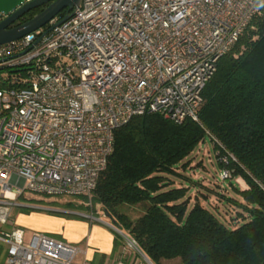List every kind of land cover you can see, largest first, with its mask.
<instances>
[{"label": "built area", "instance_id": "built-area-1", "mask_svg": "<svg viewBox=\"0 0 264 264\" xmlns=\"http://www.w3.org/2000/svg\"><path fill=\"white\" fill-rule=\"evenodd\" d=\"M262 6L264 0H80L61 23L55 17L0 44V225L25 191L89 197L114 132L132 117L198 120L219 59ZM0 241L7 264H88L76 260L80 247L41 232L0 229Z\"/></svg>", "mask_w": 264, "mask_h": 264}, {"label": "trees", "instance_id": "trees-1", "mask_svg": "<svg viewBox=\"0 0 264 264\" xmlns=\"http://www.w3.org/2000/svg\"><path fill=\"white\" fill-rule=\"evenodd\" d=\"M202 97L198 120L175 123L152 112L118 128L95 189L81 197L133 238L152 264L172 259L179 260L176 264H264V6L219 59ZM205 137L213 145L219 180L197 173L208 171L203 164L193 170L199 178L191 171L190 159ZM225 170L229 176L222 178ZM237 177L245 186L233 181ZM225 180L233 194L216 192L217 205L211 206L201 184L227 189ZM227 204L235 213L227 212ZM133 206L143 209L135 218L126 211Z\"/></svg>", "mask_w": 264, "mask_h": 264}, {"label": "rangeland", "instance_id": "rangeland-1", "mask_svg": "<svg viewBox=\"0 0 264 264\" xmlns=\"http://www.w3.org/2000/svg\"><path fill=\"white\" fill-rule=\"evenodd\" d=\"M196 152V150H195ZM193 153L191 156H194ZM202 160L201 165L195 164V161ZM192 164L191 171L204 168L208 171L198 170L197 173H200L201 176L206 177L209 181L219 180V169L215 162V154L211 140L209 137H205L204 141L200 144L199 149L197 150V154L190 159ZM213 162V163H211ZM195 164V165H194ZM203 164V165H202ZM197 167V168H195ZM193 171L192 173L197 176V174ZM198 174L197 177L200 176ZM232 179V178H231ZM234 182L239 187L245 186V183L240 178H234ZM176 183H179L178 179H175ZM223 186L228 185L227 189H223L221 187H217V185H212L209 183V186H213L214 188L208 189L201 184V190H204L209 194V201L211 202V206L217 205V199L219 195L216 192H220L227 195H232L233 190L228 180L221 181ZM206 184V180H204ZM187 184V183H185ZM2 194V186L0 184V198ZM193 197V194L191 195ZM200 196V194H199ZM201 197V196H200ZM17 201V199H16ZM20 204H27L28 206H32L34 208L41 209V212H46L58 218L56 222V229L54 237L62 239L64 241L71 242L70 239H75L77 236H83V240H79L78 242L72 241L71 243H77L78 247L82 249H86V236L90 233L91 229L94 226L100 227L103 230L104 237H107V244L103 246V248L92 247L94 250V260L91 264H97V262L102 258L103 264H117L118 260H122L124 264H149L145 255L142 253H137L136 250L131 249L125 245L123 236L110 225H114V222L106 216L99 207L91 208L90 203L84 200L81 196H73V195H59V196H50V195H42L33 193L30 191H25L22 198L19 199ZM16 204H18L16 202ZM83 204L84 206H78ZM225 208L227 212L235 213V208L232 205L227 204ZM22 209V207L14 206L10 218L12 215L15 216L18 211ZM29 211L30 209H24ZM143 209L140 206H133L127 208V213L135 218ZM232 221V220H231ZM84 223V227L87 228L86 232L82 230V224ZM110 224V225H109ZM117 227V226H116ZM85 230V229H84ZM75 245V244H74ZM82 245V246H81ZM84 254L81 253L76 260L84 259ZM179 260H165L163 264H176Z\"/></svg>", "mask_w": 264, "mask_h": 264}, {"label": "water", "instance_id": "water-1", "mask_svg": "<svg viewBox=\"0 0 264 264\" xmlns=\"http://www.w3.org/2000/svg\"><path fill=\"white\" fill-rule=\"evenodd\" d=\"M79 2L80 0H0V44L11 42L43 27L65 10L64 16L57 22L61 23L73 13ZM41 6L43 8L32 17L13 25L20 17Z\"/></svg>", "mask_w": 264, "mask_h": 264}, {"label": "crops", "instance_id": "crops-1", "mask_svg": "<svg viewBox=\"0 0 264 264\" xmlns=\"http://www.w3.org/2000/svg\"><path fill=\"white\" fill-rule=\"evenodd\" d=\"M23 195L24 194H22L20 198H22ZM20 198H17L16 202L18 204H16L15 206L22 207V209H20L15 216L12 215V218L9 219V222L7 224L0 225V229L9 230L13 227H19L25 231L26 237L29 236L33 232H41L53 238L59 239L57 237H54L55 232H57V229L55 226H56V222L58 218L46 212H41V209L34 208L32 206H28L27 204H23V203L20 204V201H19ZM24 209H30V210L26 211ZM82 230L85 232L87 230V228L84 227V223L82 224ZM105 235L103 233V230L100 227L94 226L91 229L90 233L86 236L87 248L86 249L81 248L82 251H84V256H83L84 259L82 260H86L88 264H91V262L95 258L94 257L95 252L91 248V246L97 247V248H103V246H105L108 242L107 237H104ZM83 239H84V235L79 236V237L77 236L75 239H70V240L71 242L73 240L78 242L79 240H83ZM59 240H62V239H59ZM65 242L71 243L69 241H65ZM74 244L76 245L77 243H74ZM6 257H7V245L3 241H0V264H7ZM102 260L103 259L101 258L97 262V264H103Z\"/></svg>", "mask_w": 264, "mask_h": 264}, {"label": "bare ground", "instance_id": "bare-ground-1", "mask_svg": "<svg viewBox=\"0 0 264 264\" xmlns=\"http://www.w3.org/2000/svg\"><path fill=\"white\" fill-rule=\"evenodd\" d=\"M9 194V193H8Z\"/></svg>", "mask_w": 264, "mask_h": 264}, {"label": "flooded vegetation", "instance_id": "flooded-vegetation-1", "mask_svg": "<svg viewBox=\"0 0 264 264\" xmlns=\"http://www.w3.org/2000/svg\"><path fill=\"white\" fill-rule=\"evenodd\" d=\"M43 7V6H42Z\"/></svg>", "mask_w": 264, "mask_h": 264}]
</instances>
